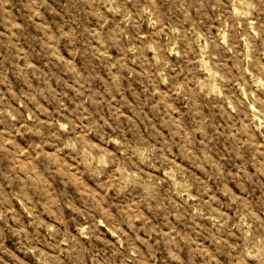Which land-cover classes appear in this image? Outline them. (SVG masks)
I'll return each instance as SVG.
<instances>
[{
  "label": "rangeland",
  "instance_id": "obj_1",
  "mask_svg": "<svg viewBox=\"0 0 264 264\" xmlns=\"http://www.w3.org/2000/svg\"><path fill=\"white\" fill-rule=\"evenodd\" d=\"M0 264H264V0H0Z\"/></svg>",
  "mask_w": 264,
  "mask_h": 264
}]
</instances>
